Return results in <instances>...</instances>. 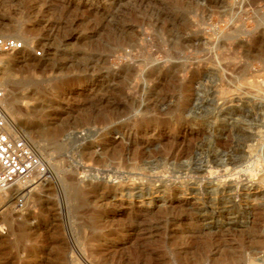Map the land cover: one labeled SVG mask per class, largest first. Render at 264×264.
Instances as JSON below:
<instances>
[{"label":"rangeland","instance_id":"obj_1","mask_svg":"<svg viewBox=\"0 0 264 264\" xmlns=\"http://www.w3.org/2000/svg\"><path fill=\"white\" fill-rule=\"evenodd\" d=\"M263 16L264 0H0V37L33 47L0 52L4 107L50 172L0 200V264H264Z\"/></svg>","mask_w":264,"mask_h":264},{"label":"built area","instance_id":"obj_2","mask_svg":"<svg viewBox=\"0 0 264 264\" xmlns=\"http://www.w3.org/2000/svg\"><path fill=\"white\" fill-rule=\"evenodd\" d=\"M33 50L23 41L0 37V52L14 53ZM42 56L41 50L35 51ZM4 92L0 87V191L10 192L17 186L46 181L50 177L48 165L16 128L3 108ZM24 191L14 197V207L24 209Z\"/></svg>","mask_w":264,"mask_h":264},{"label":"bare ground","instance_id":"obj_3","mask_svg":"<svg viewBox=\"0 0 264 264\" xmlns=\"http://www.w3.org/2000/svg\"><path fill=\"white\" fill-rule=\"evenodd\" d=\"M262 19L260 20V23L264 26V16L263 17H261ZM259 23V24H260ZM20 28V27H19ZM17 30V26L16 27H11L10 29H8L7 30V34H9V35H11L12 33H14L15 31ZM8 54H10V53H8ZM10 74H9V72L7 71V70H3L2 72H0V85H2V83H4V82H8V81H10ZM28 84H33L32 82H30V81H28L27 82ZM6 92V91H5ZM3 108H4V111L6 112V114L7 115H9L8 114V112L6 111V109H5V107H4V101H3ZM47 125H49V124H47ZM47 125H42V126H40L39 128H38V130H37V132H38V134L40 135V136H44L45 137V135H48L49 134V131H48V129H49V127L47 126ZM55 130L54 132H55V134H58L60 131H61V126H55V128L53 127L52 129H51V132H52V130ZM50 132V134H52ZM55 134L53 133V135H49V137H53L54 136V138H55ZM49 137H46V138H49ZM27 141H28V143L35 149V147L33 146V144L27 139V138H25ZM50 139V138H49ZM35 143V142H34ZM54 143V142H53ZM56 148L57 149H59V147L58 146H56ZM36 151V153L41 157V155H40V153L37 151V150H35ZM49 166V165H48ZM252 166H253V164H249V165H246V166H244L241 170H238V172H237V174L238 173H249L251 170H252ZM254 167V166H253ZM256 167V166H255ZM241 173V174H242ZM252 173V172H251ZM48 180V179H47ZM46 180V181H47ZM39 182V181H38ZM43 182H45V181H43ZM43 182H39V183H43ZM37 183V181L36 182H31V183H29L28 185H25V186H17V187H25L26 189H28V188H30L31 186H33L34 184H36ZM73 188V187H72ZM76 190V189H75ZM75 190H71V200L72 201H77V200H79L80 201V196H79V193L77 192V191H75ZM6 192L7 191H0V200L2 199V200H4V199H6L7 198V196L5 195L6 194ZM70 194V193H69ZM7 195H8V193H7ZM165 207V206H164ZM5 220H6V218H5Z\"/></svg>","mask_w":264,"mask_h":264}]
</instances>
